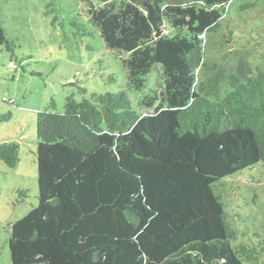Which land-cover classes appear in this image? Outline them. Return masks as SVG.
Here are the masks:
<instances>
[{
  "label": "trees",
  "instance_id": "16d2710c",
  "mask_svg": "<svg viewBox=\"0 0 264 264\" xmlns=\"http://www.w3.org/2000/svg\"><path fill=\"white\" fill-rule=\"evenodd\" d=\"M81 1L137 105L81 87L36 112L37 205L5 228L10 264H258L264 236L241 239L218 188L264 175V69L206 54L231 0Z\"/></svg>",
  "mask_w": 264,
  "mask_h": 264
},
{
  "label": "rangeland",
  "instance_id": "374dc122",
  "mask_svg": "<svg viewBox=\"0 0 264 264\" xmlns=\"http://www.w3.org/2000/svg\"><path fill=\"white\" fill-rule=\"evenodd\" d=\"M227 12L219 32L207 35V56L230 62L243 55L264 69V0H231ZM0 25L5 35L0 45V142L19 146L14 167L0 162V264H10L5 228L37 205L36 112L51 99L62 107L71 93L78 101L87 97L81 87L125 91L133 108L138 95L81 0H0ZM218 188L227 220L241 239L264 236L261 168L237 173ZM258 264H264V255Z\"/></svg>",
  "mask_w": 264,
  "mask_h": 264
}]
</instances>
